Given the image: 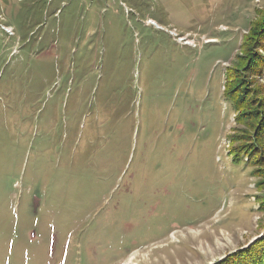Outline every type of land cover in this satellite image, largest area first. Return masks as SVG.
Returning a JSON list of instances; mask_svg holds the SVG:
<instances>
[{"label": "rangeland", "instance_id": "rangeland-1", "mask_svg": "<svg viewBox=\"0 0 264 264\" xmlns=\"http://www.w3.org/2000/svg\"><path fill=\"white\" fill-rule=\"evenodd\" d=\"M0 264H264V0H0Z\"/></svg>", "mask_w": 264, "mask_h": 264}, {"label": "built area", "instance_id": "built-area-1", "mask_svg": "<svg viewBox=\"0 0 264 264\" xmlns=\"http://www.w3.org/2000/svg\"><path fill=\"white\" fill-rule=\"evenodd\" d=\"M1 29H3V31L5 32V33H9V34H13V30H12V28L11 27H9V26H6V25H1ZM170 34H173V35H176L175 33H170ZM177 41L179 42V43H181V44H187V45H191L190 44V42H192V40L191 39H187V38H185V37H180V38H178L177 37ZM208 42V41H207Z\"/></svg>", "mask_w": 264, "mask_h": 264}, {"label": "bare ground", "instance_id": "bare-ground-1", "mask_svg": "<svg viewBox=\"0 0 264 264\" xmlns=\"http://www.w3.org/2000/svg\"><path fill=\"white\" fill-rule=\"evenodd\" d=\"M209 41H211V40H209ZM212 41H214V40H212Z\"/></svg>", "mask_w": 264, "mask_h": 264}, {"label": "trees", "instance_id": "trees-1", "mask_svg": "<svg viewBox=\"0 0 264 264\" xmlns=\"http://www.w3.org/2000/svg\"><path fill=\"white\" fill-rule=\"evenodd\" d=\"M3 30V29H2Z\"/></svg>", "mask_w": 264, "mask_h": 264}]
</instances>
